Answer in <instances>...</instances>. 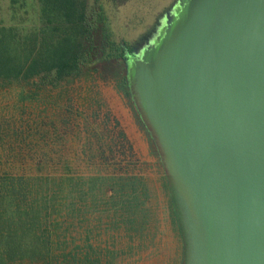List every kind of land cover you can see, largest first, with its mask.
Returning a JSON list of instances; mask_svg holds the SVG:
<instances>
[{
    "label": "water",
    "instance_id": "1",
    "mask_svg": "<svg viewBox=\"0 0 264 264\" xmlns=\"http://www.w3.org/2000/svg\"><path fill=\"white\" fill-rule=\"evenodd\" d=\"M125 65L181 264H264V0H202Z\"/></svg>",
    "mask_w": 264,
    "mask_h": 264
},
{
    "label": "trees",
    "instance_id": "2",
    "mask_svg": "<svg viewBox=\"0 0 264 264\" xmlns=\"http://www.w3.org/2000/svg\"><path fill=\"white\" fill-rule=\"evenodd\" d=\"M126 1L0 0V102L8 101L0 104V264H116L109 254L117 249L101 250L88 237L82 242L71 237L73 229L87 232L84 215L90 210L94 216L100 207L110 224L125 226L129 240L141 244L148 236L151 211L141 200L147 187L136 163L125 159L130 148H118L104 131L97 138L105 143L90 154L93 172L75 174L66 161H52L49 116L17 128L24 106L43 104L54 91L99 75L126 81L124 59L131 51L112 37L108 17V10ZM65 111L55 116L64 120L63 132L70 113ZM159 182L174 229L167 182L161 177Z\"/></svg>",
    "mask_w": 264,
    "mask_h": 264
},
{
    "label": "rangeland",
    "instance_id": "3",
    "mask_svg": "<svg viewBox=\"0 0 264 264\" xmlns=\"http://www.w3.org/2000/svg\"><path fill=\"white\" fill-rule=\"evenodd\" d=\"M201 1L127 0L118 8L108 10L112 37L126 43L122 46L130 47V51L144 50L156 44L163 32L174 27L186 12ZM73 87L60 94L57 91L50 93L48 99H43V104L25 105L20 118L22 123L17 124V128H29L24 124L25 120L31 122V127L34 126L33 120L39 125L41 119L49 116L51 124L47 131H50L51 137L48 147L52 151V161L56 165L66 161L72 173L84 175L93 172L91 151L95 153L99 144L105 143L103 139L99 143L97 136L103 138V132H108L106 138L132 150L125 159L135 162V170L142 172L147 193L141 200L144 201L143 208H149L151 214L147 215L148 236L141 244H138V239H128L129 232H125L124 225L117 228V223L110 224L101 207L94 216L90 210L84 215L83 224L87 232L73 229L71 237L77 242L88 237V243L101 250L117 249L119 253L109 254L116 264H181L179 229L177 225L174 229L170 226L166 210L167 194L160 188L159 178L165 177L157 152L129 96L127 79L116 82L112 76L102 78L99 75L82 82L80 87L74 83ZM7 102L1 101L0 104L6 106ZM65 108L64 114L70 113L65 118L67 124L63 132L61 122L64 120L55 116L57 111ZM6 126L13 127L12 124ZM34 142L45 145L37 137ZM107 192L111 193V190ZM106 254L102 253L103 256Z\"/></svg>",
    "mask_w": 264,
    "mask_h": 264
},
{
    "label": "flooded vegetation",
    "instance_id": "4",
    "mask_svg": "<svg viewBox=\"0 0 264 264\" xmlns=\"http://www.w3.org/2000/svg\"><path fill=\"white\" fill-rule=\"evenodd\" d=\"M129 51L131 50L130 47H128Z\"/></svg>",
    "mask_w": 264,
    "mask_h": 264
}]
</instances>
